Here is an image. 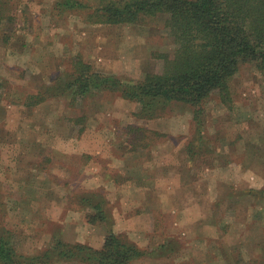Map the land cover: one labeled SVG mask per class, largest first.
Here are the masks:
<instances>
[{
	"label": "rangeland",
	"instance_id": "374dc122",
	"mask_svg": "<svg viewBox=\"0 0 264 264\" xmlns=\"http://www.w3.org/2000/svg\"><path fill=\"white\" fill-rule=\"evenodd\" d=\"M57 1L3 0L7 12L0 24V228L10 230L15 249L25 255L40 253L56 237L103 247L109 227L91 224L88 217L90 225L80 222L81 212H91L76 202L88 191L82 185V162L74 160L78 167L66 171L62 167L69 159L64 156L78 154L83 136L93 148L100 143L108 150V140L131 137L120 122L128 126V119H146L138 115L137 102L112 91H95L78 101L51 97L35 106L29 105L30 97L45 91L57 75L70 72L78 55L100 73L140 80L148 73L162 74L165 60L160 55H174L177 47L166 26L167 14L136 24H91L79 11L58 7ZM232 88L230 105L218 91L205 102L203 137L196 132L193 107L182 102H174L163 117L146 119L154 120L152 127L136 125L146 129L145 134L134 132L146 139H133L136 149L148 148L149 157L154 154L153 162L163 161L171 179L175 169L185 176V185L204 188L197 196L185 188L182 203L172 206L181 208L179 215L156 216L162 220L155 226V245L168 229L176 233L164 239V252L171 255L166 264H264V197L256 193L264 190V73L244 63ZM197 197L203 199L201 205ZM107 205L112 213L113 206ZM113 213L114 232L145 246L144 240L131 239ZM95 229L106 234L101 248L96 247L100 238Z\"/></svg>",
	"mask_w": 264,
	"mask_h": 264
},
{
	"label": "trees",
	"instance_id": "16d2710c",
	"mask_svg": "<svg viewBox=\"0 0 264 264\" xmlns=\"http://www.w3.org/2000/svg\"><path fill=\"white\" fill-rule=\"evenodd\" d=\"M56 4L62 9L79 11L91 24H136L143 18L167 14L166 26L174 37L176 52L160 55L165 60L162 74L148 73L140 80L100 73L78 55L70 72L57 75L45 91L30 97L31 106L51 97L68 96L78 101L95 91H112L137 102L140 117L156 119L166 115L174 102H182L193 107L195 129L199 137H203L207 99L218 91L221 100L230 105L234 100L232 82L244 63H253L264 73V0H58ZM5 12L7 9L0 0V24L4 22ZM3 85L0 77V89ZM126 131L132 142L145 139L134 134H145L144 128L130 125ZM256 193L264 197V190ZM76 202L91 211L87 215L88 222L105 223L109 227L101 249L56 237L54 243L40 253L25 255L15 249L10 230L1 227L0 262L55 264L63 260L83 264H132L147 255L135 242L114 232V220L104 193L85 191Z\"/></svg>",
	"mask_w": 264,
	"mask_h": 264
},
{
	"label": "crops",
	"instance_id": "0c3cea01",
	"mask_svg": "<svg viewBox=\"0 0 264 264\" xmlns=\"http://www.w3.org/2000/svg\"><path fill=\"white\" fill-rule=\"evenodd\" d=\"M127 121L129 122L128 126H125L127 124L121 125L122 122H120V126L124 128L129 127V125H140L147 129L152 127L150 123L154 120L142 119V121L136 122L128 119ZM160 123L158 122L157 125H161ZM129 138H123L120 135L116 136V140H113L114 138L108 140L111 143L110 147L108 150L103 151L100 143H98L96 148H93L91 141H89L90 139L83 136L80 138V147L75 152L80 155L78 156L74 152H66L68 154L64 158H68L69 160L65 162V167L62 168L68 171L69 167L75 166L73 167L74 170L78 167V163L74 162V160H79L80 163L82 162L81 171L84 175L83 187L88 191L104 193L108 204L113 206L112 213L114 212L113 215L116 222L119 225L122 224L121 226H124L123 228L128 230V233L132 237L131 239H135L134 241H136V238L138 242L145 241V246L140 247H145L144 250H146L147 255L150 257L140 258L134 261L133 264H166V261H168L166 256L169 254L164 252L166 247L163 246L165 245L164 239L174 236L176 233L169 232L170 229H168L167 236L158 245L156 244V246L155 240H159L158 237L154 238L157 228L156 224L158 225V221L161 222L162 220V218H156V216L160 214L166 216L170 214L179 215L181 208L178 206L185 197L183 194L185 188L187 191L193 192L194 196H197V193L202 192L204 188L201 191L197 183L185 185V176L183 177V174L179 175L176 173L178 171L175 169L172 171L175 172L176 176L171 179L170 172H167L163 168L165 166L163 165V161L158 163L156 160L153 162L154 154L150 158L149 151H147L149 150L148 148L146 150L136 149L133 146L134 140L132 142ZM175 141L176 143L178 142L177 140ZM175 147L176 149H180V143L175 145ZM70 148L73 149L74 147ZM147 155L149 159H145ZM85 160L87 162H83ZM208 171H210L209 173H213L214 169L210 170L208 168ZM262 186L263 184H260L258 187L262 188ZM196 199V204L201 205L203 199L199 197ZM216 199L214 197L213 200L217 201ZM176 204L178 208L172 210V206ZM168 208H170L169 213L166 211ZM82 209L86 210L85 208ZM81 214L82 218L80 222L90 225L85 221L87 215L83 212ZM94 235L98 239L100 238L99 245H101L106 235L104 231L102 229L96 231L95 229ZM95 236H92V239ZM99 245L96 247L101 248L102 245ZM157 250H161V252L159 253ZM180 251L181 249H179ZM60 263L62 262H55V264Z\"/></svg>",
	"mask_w": 264,
	"mask_h": 264
}]
</instances>
